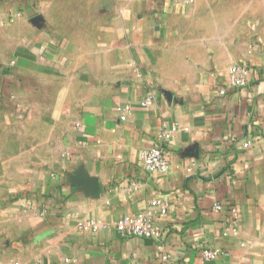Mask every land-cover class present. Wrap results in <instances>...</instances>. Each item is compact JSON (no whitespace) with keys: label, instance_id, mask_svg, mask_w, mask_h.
<instances>
[{"label":"crops","instance_id":"obj_1","mask_svg":"<svg viewBox=\"0 0 264 264\" xmlns=\"http://www.w3.org/2000/svg\"><path fill=\"white\" fill-rule=\"evenodd\" d=\"M0 264H264V0H0Z\"/></svg>","mask_w":264,"mask_h":264},{"label":"built area","instance_id":"obj_2","mask_svg":"<svg viewBox=\"0 0 264 264\" xmlns=\"http://www.w3.org/2000/svg\"><path fill=\"white\" fill-rule=\"evenodd\" d=\"M250 74L251 69L247 66H231L226 72V87L220 89L218 91V95L225 96L227 88L232 90H240L245 88L248 85ZM153 102V92L147 91L144 98L141 100L139 107L141 109H147L153 104ZM124 111L127 113L130 112L128 108H125ZM124 120L125 116H121L120 121ZM177 129V124H173L169 129L157 132L154 144L142 151L140 154V161L143 170L146 172H156L159 174L167 173L168 162L164 155L162 143L169 141ZM250 146L251 142L249 140L243 143L244 148H249ZM155 204L158 206L161 205L160 202H155ZM161 206H163L162 210L164 211L165 206ZM213 209L215 212H220L222 207L220 204H215ZM81 228H88L96 232L105 228V225L101 224L100 222L89 221L83 224ZM115 228L123 236L139 237L149 240H157L160 237L159 230L155 226L154 221L149 214L146 216H125L115 223ZM223 255H226L225 252L219 249L203 250L201 254L203 260H213ZM162 259L166 260L167 257H163Z\"/></svg>","mask_w":264,"mask_h":264}]
</instances>
